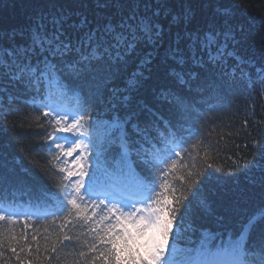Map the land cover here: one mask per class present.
<instances>
[{
	"label": "snow or ice",
	"instance_id": "obj_1",
	"mask_svg": "<svg viewBox=\"0 0 264 264\" xmlns=\"http://www.w3.org/2000/svg\"><path fill=\"white\" fill-rule=\"evenodd\" d=\"M212 2L200 0L201 4ZM86 3L92 5L91 17L84 11ZM193 3L194 0H81L75 9L65 10L60 5L56 10L53 5V11L33 14L21 29L0 30V95L11 89L18 95L36 98L43 94L47 98L69 83L86 84L93 90L98 111L104 117L102 121L94 119L92 125L95 129L100 124L103 136H93L84 144L83 132L77 126L85 113H80L79 119L73 116L67 123L66 113H56L59 118H55L52 112H43L45 117H52L50 126L54 120L52 131L45 133L52 137L49 151L54 145L65 157H73L83 145V151L91 155L90 161L88 155L84 156L83 167L79 158L61 161L81 170L67 171V177L79 178L63 185V197L52 213L74 217L69 221L74 227L88 229V248L95 256L79 253L88 264H264V230H258L264 224V208L235 233L223 225L216 231L197 228L191 219L196 211L195 196L193 200L184 193L175 196V186L166 179L167 173L177 168L175 157L181 155L178 149L168 148L176 138L175 131L160 130V117L152 106L133 103V93L139 91L142 82L161 74L169 86L161 88L160 98L172 103L171 96L179 102L180 96L171 85L186 84V77L196 78L193 68L209 64L220 68L221 76H235L240 69L251 81V74L243 68L249 61L230 47L238 40L228 22L229 9L219 8L212 18L198 21ZM217 16L224 18L222 23H217ZM229 59L235 61L230 71ZM136 61V70L119 85L118 77ZM256 79L264 82V67L256 68ZM54 159L61 158L54 155ZM136 165L143 166L142 183L124 189L98 186L100 169L110 176L109 183L118 185L125 173L135 171ZM65 170L60 167L61 172ZM161 172L165 179L158 188L153 173ZM173 179L183 182L185 177L175 175ZM182 200L187 203L182 204ZM201 203L208 211L206 202ZM12 215L0 209V221L12 223ZM10 239L19 243L21 239L27 241V236L13 234ZM62 239L71 241L73 237L65 232ZM8 250L20 258L15 246L9 244ZM51 250L57 251L55 244ZM26 251L31 253V246L21 245L19 252ZM3 255L0 252V257Z\"/></svg>",
	"mask_w": 264,
	"mask_h": 264
},
{
	"label": "trees",
	"instance_id": "obj_2",
	"mask_svg": "<svg viewBox=\"0 0 264 264\" xmlns=\"http://www.w3.org/2000/svg\"><path fill=\"white\" fill-rule=\"evenodd\" d=\"M80 2L0 0V30L21 29L33 14L51 12L53 5L56 10L60 5L67 10L75 9ZM173 7L178 5L173 4ZM193 7L198 21L202 17L212 18L219 8L229 9L228 22L237 32L238 40L230 47H234L237 56L249 61L243 68L245 73L251 74V81L240 69L235 76H221V69L209 64L193 68L196 78L186 77V84L171 85L180 96L179 102L171 96L172 103L160 98L161 88L169 86L161 74L159 78L154 76L142 82L139 91L133 93V103L149 104L160 117V130L175 131L176 138L169 142L168 148L178 149L181 155L175 157L176 170H170L166 177L176 188L175 196L184 193L188 200L195 196L196 211L191 219L196 227L216 231L223 225L238 232L240 225L264 208V82L256 79V68L264 67V0H213L204 4L194 0ZM84 11L91 17L92 5L86 3ZM223 19L216 17L217 23H222ZM136 63L138 61L130 63L118 77L119 85L122 86L136 70ZM234 64L235 61L229 59V71ZM92 92L86 84L73 86L69 83L65 89L48 94L47 98L43 94L36 98L30 94L18 95L11 89L0 95V209L17 210V214L12 215V223L7 219L0 221V239L3 240L0 252L4 253L0 264H29V261L32 264H88L86 257L79 253L84 251L88 257L95 256L88 248L91 236L86 227H74L69 222L74 217L52 215L58 199L63 197V185L74 182L77 177H67V171L73 170L72 165L61 164V161L73 160L72 157H65L54 145L49 151L52 137L45 133L52 131L54 120L50 126L52 117L43 115L44 111H50L53 117L59 118L56 113L60 112L53 111L57 106L68 109L78 119L80 113H85L77 126L85 134L84 144L93 136L100 138L104 134L103 127L97 124L94 129L92 125L94 119L102 121L104 117L98 111ZM10 96L16 98L10 99ZM67 147L65 145V150ZM54 155L61 159H54ZM86 155L90 161L91 155ZM61 166L66 169L64 172L60 171ZM87 167L91 174L90 164ZM188 172L192 173L190 177ZM175 175H183L185 180H174ZM153 176L158 181L165 174L153 173ZM132 179L139 184L144 181L143 166L136 165L133 173H125L118 185ZM109 180L110 176L103 169L97 172L98 186L114 184ZM34 199L45 204L42 205L46 207L45 213L25 212ZM202 201L209 206L208 211ZM258 230H264V224L259 225ZM65 232L73 237L71 241L62 239ZM13 234L26 235L27 241L21 239L17 243L10 239ZM9 244L17 248L19 259L8 250ZM24 244L31 246V253L19 252ZM53 244L57 248L55 252L51 250Z\"/></svg>",
	"mask_w": 264,
	"mask_h": 264
},
{
	"label": "rangeland",
	"instance_id": "obj_3",
	"mask_svg": "<svg viewBox=\"0 0 264 264\" xmlns=\"http://www.w3.org/2000/svg\"><path fill=\"white\" fill-rule=\"evenodd\" d=\"M74 156H75L74 160H76L77 158H79L80 159V162L82 163V158L81 157L77 156L75 153H74Z\"/></svg>",
	"mask_w": 264,
	"mask_h": 264
},
{
	"label": "clouds",
	"instance_id": "obj_4",
	"mask_svg": "<svg viewBox=\"0 0 264 264\" xmlns=\"http://www.w3.org/2000/svg\"><path fill=\"white\" fill-rule=\"evenodd\" d=\"M233 231V230H232ZM234 232V231H233ZM235 233V232H234Z\"/></svg>",
	"mask_w": 264,
	"mask_h": 264
}]
</instances>
